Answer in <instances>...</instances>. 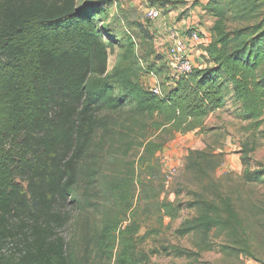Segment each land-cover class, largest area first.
<instances>
[{"label":"trees","instance_id":"trees-1","mask_svg":"<svg viewBox=\"0 0 264 264\" xmlns=\"http://www.w3.org/2000/svg\"><path fill=\"white\" fill-rule=\"evenodd\" d=\"M86 3L87 11L77 0H0V251L10 240L14 248L11 255L0 252V264H149L139 249V224L123 225L141 185L137 171L155 169L157 155L177 134L203 129L230 97L242 108L240 118L263 122L264 0H208L203 8L218 23L204 62L173 77L161 96L141 84L133 51L128 65L109 71L114 45L98 17L119 11L103 1ZM124 113L129 124L121 128L115 116ZM136 149L139 160L107 193L117 213L95 224L89 214L102 208L106 160L125 161ZM243 160L246 180L264 184V175ZM195 196V215L176 231L194 239L195 251L162 252L187 264L216 250L227 259L258 261L251 224L263 220L264 208L247 219L222 193ZM155 207L161 225L180 217L175 203L158 200ZM70 208L81 218L67 239L62 231L73 222Z\"/></svg>","mask_w":264,"mask_h":264},{"label":"rangeland","instance_id":"rangeland-1","mask_svg":"<svg viewBox=\"0 0 264 264\" xmlns=\"http://www.w3.org/2000/svg\"><path fill=\"white\" fill-rule=\"evenodd\" d=\"M98 1L110 3L119 11H108L98 17L99 27L114 45L109 49V71L117 65H128V54L133 51L131 61L138 64L140 82L147 89L157 86L164 93L175 76L167 55L169 28L176 27L184 37H188L192 29L199 30L203 40L215 37L218 19L203 8L208 0H197L196 6L193 5L196 0H188L184 6L162 8V18L156 22L149 21L145 12L151 6L160 8L156 4L158 0H77V3L81 6L85 2ZM197 49L193 54L195 67L204 62V45ZM241 112V106L230 97L223 110L204 122L203 129L177 134L157 155L155 169L137 171L138 183L141 185L133 191V210L124 217L123 225L134 221L139 224V249L149 255V264L189 263V260L178 259L173 254L166 255L162 248L175 246L195 251L192 237L181 238L176 235L183 222L196 213L195 209H190L196 198L195 193L209 199H215L222 193L232 198L245 218L252 216L258 207L264 208V184H252L246 180L243 160L247 156L250 171L264 175V118L262 124L256 126L240 118ZM127 115L115 116L121 128L129 124ZM141 152L134 150L125 161L116 158V155L106 160L99 184L102 208L99 212L89 214L95 224H100L106 213H117L118 203L107 194L110 184L127 177L129 168L137 163ZM198 163L203 168H198ZM158 200L178 205L180 217L175 221L165 219L161 225L155 207ZM70 212L73 222L62 231L67 239L74 234L81 218L74 209L70 208ZM251 238L258 261L245 257L227 259L216 250L200 254L193 264H264V218L261 222L253 219ZM12 249L10 240V244H4L0 252L11 255ZM155 250L162 253H153Z\"/></svg>","mask_w":264,"mask_h":264},{"label":"built area","instance_id":"built-area-1","mask_svg":"<svg viewBox=\"0 0 264 264\" xmlns=\"http://www.w3.org/2000/svg\"><path fill=\"white\" fill-rule=\"evenodd\" d=\"M146 17L149 21L156 22L162 18V9L158 7H148ZM167 55L174 77L189 74L194 69L193 54L198 50L197 48L203 45V38L197 29H192L188 37L181 35L179 30L169 28L167 31ZM154 80L156 77L153 73L150 74ZM154 94L161 96L162 91L159 87L155 86L151 89Z\"/></svg>","mask_w":264,"mask_h":264},{"label":"crops","instance_id":"crops-1","mask_svg":"<svg viewBox=\"0 0 264 264\" xmlns=\"http://www.w3.org/2000/svg\"><path fill=\"white\" fill-rule=\"evenodd\" d=\"M115 12V11H114ZM211 40H203V45L204 47H206L209 43H210ZM203 55H205V52H202Z\"/></svg>","mask_w":264,"mask_h":264},{"label":"snow or ice","instance_id":"snow-or-ice-1","mask_svg":"<svg viewBox=\"0 0 264 264\" xmlns=\"http://www.w3.org/2000/svg\"><path fill=\"white\" fill-rule=\"evenodd\" d=\"M82 10H85V11H87V3L85 2V4H84V7H83V9Z\"/></svg>","mask_w":264,"mask_h":264}]
</instances>
